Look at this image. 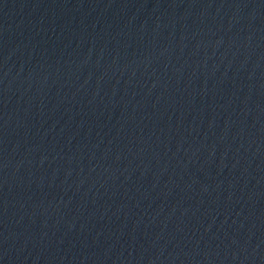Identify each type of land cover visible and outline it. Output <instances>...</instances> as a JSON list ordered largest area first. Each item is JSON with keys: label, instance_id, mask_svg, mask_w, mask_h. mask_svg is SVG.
<instances>
[{"label": "water", "instance_id": "95a60500", "mask_svg": "<svg viewBox=\"0 0 264 264\" xmlns=\"http://www.w3.org/2000/svg\"><path fill=\"white\" fill-rule=\"evenodd\" d=\"M0 264H264V0H0Z\"/></svg>", "mask_w": 264, "mask_h": 264}]
</instances>
